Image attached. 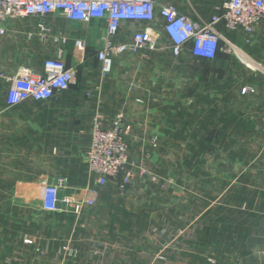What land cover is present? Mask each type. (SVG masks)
<instances>
[{"label":"crops","instance_id":"0c3cea01","mask_svg":"<svg viewBox=\"0 0 264 264\" xmlns=\"http://www.w3.org/2000/svg\"><path fill=\"white\" fill-rule=\"evenodd\" d=\"M220 2L155 0L157 9L171 5L195 22L208 19ZM148 26L122 23L114 41H129L134 32ZM3 29L0 70L11 74L24 66L43 74L44 61L59 58L74 70V80L68 90L49 101L29 100L13 107L7 106L6 88L0 83V193H9L0 202V264H264V76L255 74L243 82L242 87H251L254 94L243 96L236 90L221 105L213 95L214 84L201 82L203 75L195 73L189 77L194 83L179 84L178 109L172 110L173 65L199 60L190 55L189 47L176 58L164 39L170 55H120L113 59L110 74L102 77L95 54L105 36L103 21L78 23L53 14L6 21ZM219 31L236 48L250 45L255 37L263 42L260 34L245 44L242 34L222 27ZM76 41L83 42V51L75 48ZM253 49L247 50V56L261 64L262 53ZM206 76L205 80L228 81L234 74ZM175 110L178 117L172 119ZM118 112L132 127L130 147L147 138L179 145L184 194L188 175L197 181L203 173L197 168L204 159L202 145L235 143L237 136L242 139V151L226 157L224 183L195 184L200 199L189 201V206L187 199L179 201L182 210L174 227L170 219H156L152 203H133L136 210L129 215L126 211L124 221L100 232L89 225L96 218L88 216L93 209L85 208L80 216L43 212L46 184L64 177L71 194L88 185L85 155L92 119L100 113L108 128ZM173 120H178L177 134ZM240 162L238 175L235 165ZM98 204L111 207L108 202ZM187 207L202 215L188 218ZM135 225L139 231H133ZM66 246L77 251L75 257L64 253Z\"/></svg>","mask_w":264,"mask_h":264},{"label":"built area","instance_id":"2783aa9c","mask_svg":"<svg viewBox=\"0 0 264 264\" xmlns=\"http://www.w3.org/2000/svg\"><path fill=\"white\" fill-rule=\"evenodd\" d=\"M214 11L208 19L195 22L178 13L171 5L157 9L155 0H0V35L4 33L6 21L43 18L53 14L78 23L103 21L105 36L95 58L100 64L102 77H105L110 74L115 57L124 54L144 57L147 51L157 50L162 37L169 44L171 55L176 58L181 57L185 48L189 47L193 58L213 61L221 51V43L236 54L234 49H239L224 39L219 27L230 33L242 34L245 44H249L264 18V0H221ZM122 23L151 27L134 32L129 41L117 43L114 38ZM39 27L42 28L41 25ZM75 48L83 51V42L76 41ZM236 56L246 68L257 69L264 76L263 64H257L245 55L250 66L240 55ZM43 71V74H37L24 66L11 74L0 70V83L6 88L7 106L13 107L29 100L49 101L68 90L74 80V70L67 68L59 58L45 60ZM241 93L254 94L255 91L244 86ZM130 131L131 126L125 121L123 112L116 113L108 128L104 127L101 114L96 113L85 155L88 185L77 194H71L67 192V179L56 178L54 183L44 186L41 210L80 216L85 208L95 204L96 186L106 179L118 178L126 165H129V169L122 175L123 183L131 180L135 174L138 177L148 176L144 167L128 162L127 136ZM91 180L94 186L90 185ZM63 251L68 257H75L77 252L67 246Z\"/></svg>","mask_w":264,"mask_h":264},{"label":"rangeland","instance_id":"374dc122","mask_svg":"<svg viewBox=\"0 0 264 264\" xmlns=\"http://www.w3.org/2000/svg\"><path fill=\"white\" fill-rule=\"evenodd\" d=\"M260 34L262 38L261 43H258V38L255 37V41H253L248 46L237 47L240 51H242L246 56L249 55L247 50L254 47L252 50L254 53H262V63L264 65V18L259 22L255 35ZM237 54V53H236ZM236 54L231 50H229L226 44L221 43V51L219 52L217 59L218 61L206 62L200 60H188L184 61L181 64L173 65L171 69L172 76L170 80L171 84V106L174 109H178L179 97L178 89L179 84H184L185 82L194 83V80H191L189 77H194L190 75H194L195 73L202 74L203 80L201 82L209 83L212 82L213 85V95H217L218 103L221 105L227 104V95L228 93H232L235 95L238 90L243 96L248 94H242L241 90L242 84L247 83L249 79H252L255 74L261 77L263 75L260 74V71L250 70L242 65L238 58H236ZM145 55H170L168 52V46L166 45V41L163 38L159 40L158 48L156 51H147ZM239 56V55H238ZM250 56H253L250 53ZM254 62L257 64L253 58ZM225 61H229L230 64L225 63ZM234 62V64L231 63ZM233 73L234 76L230 77V80L219 79V80H205L206 75L210 73ZM252 81V80H251ZM231 88V89H229ZM211 89V87H210ZM233 90V91H232ZM236 91V92H235ZM252 95V94H251ZM232 103V101H230ZM176 106V107H175ZM209 107V106H208ZM171 112L172 119H177L178 112ZM175 122V134H177L178 130V120H173ZM128 123V122H127ZM241 130V129H240ZM131 131L127 136V146H128V162L134 165H139L144 167L149 175L138 177L136 174L131 180L123 183V174L129 169V165H126L124 169L121 171L120 176L116 179H106L101 185V188H96L97 197L96 202L92 207H88L91 210L88 216L91 218L96 216V218L91 220V230H96L97 232L102 231L104 228L117 226L121 221H124L123 217H126L127 214H131L136 208H134L133 203H142L146 206L147 203H152L154 205V214L156 219H160L167 221L170 219L171 226L174 227L179 223V201L187 199V206H189V201H195L196 199H200L196 197L199 195V192L195 191V184L207 186L211 183L218 184L224 183L227 179L226 171H227V160L226 157L231 154V152H241L242 151V139L240 137H235V143H218V144H204V159L198 162V169H202V175L198 177V180L195 181L194 177H187V197L183 193V187L180 190V183H183L180 178V163H179V145L176 142H172L169 144L158 143L156 139H146L147 142H143L141 145L133 144L131 147L128 143V138L131 136ZM174 135L173 137H176ZM177 138V137H176ZM173 139V138H172ZM211 146V149H209ZM215 147V150L213 148ZM223 148V149H222ZM219 151L218 159L215 158L217 155L215 152ZM201 152V151H200ZM153 154H155L154 159L152 158ZM214 155V157H213ZM190 161H188L189 163ZM199 170V172H200ZM218 172V175L213 176L215 172ZM235 173L241 174V162L236 163L235 165ZM123 175V176H122ZM122 176V178H121ZM184 180V179H183ZM94 181H90V185L94 186ZM201 186V187H202ZM9 193H5L7 195ZM4 193H0V202L6 198ZM34 201V200H31ZM99 202H108L110 204V208H101L98 204ZM128 204V206H133V208H123L122 206ZM98 205V206H96ZM146 208V207H145ZM192 208V207H191ZM189 207L185 208L187 217H192L194 215H202L201 211H196L194 208L191 209ZM109 209V212H108ZM146 210V209H144ZM127 211V214L125 212ZM84 212V211H83ZM82 212V213H83ZM108 212V213H107ZM81 213V214H82ZM106 217L105 219H103ZM163 219V220H162ZM95 220V221H94ZM97 221V222H96ZM101 221V223H100ZM122 226V225H121ZM129 227L127 225H124ZM133 226V225H132ZM139 225H135L134 230L139 231ZM145 227V226H144Z\"/></svg>","mask_w":264,"mask_h":264},{"label":"bare ground","instance_id":"6f19581e","mask_svg":"<svg viewBox=\"0 0 264 264\" xmlns=\"http://www.w3.org/2000/svg\"><path fill=\"white\" fill-rule=\"evenodd\" d=\"M235 50V52L238 54V55H240L241 56V58H242V60L243 61H245L247 64H251L249 61H248V58H246V56L243 54V53H241L239 50H237V49H234ZM251 66V65H250ZM254 66V65H253Z\"/></svg>","mask_w":264,"mask_h":264},{"label":"trees","instance_id":"16d2710c","mask_svg":"<svg viewBox=\"0 0 264 264\" xmlns=\"http://www.w3.org/2000/svg\"><path fill=\"white\" fill-rule=\"evenodd\" d=\"M218 56V55H217Z\"/></svg>","mask_w":264,"mask_h":264}]
</instances>
